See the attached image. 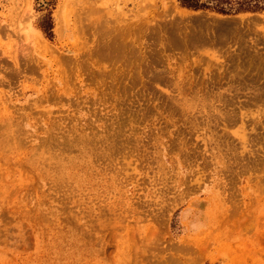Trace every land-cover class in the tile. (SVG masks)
<instances>
[{
	"label": "rangeland",
	"instance_id": "374dc122",
	"mask_svg": "<svg viewBox=\"0 0 264 264\" xmlns=\"http://www.w3.org/2000/svg\"><path fill=\"white\" fill-rule=\"evenodd\" d=\"M0 264H264V11L0 0Z\"/></svg>",
	"mask_w": 264,
	"mask_h": 264
},
{
	"label": "trees",
	"instance_id": "16d2710c",
	"mask_svg": "<svg viewBox=\"0 0 264 264\" xmlns=\"http://www.w3.org/2000/svg\"><path fill=\"white\" fill-rule=\"evenodd\" d=\"M180 6L192 10H210L220 14L264 11V0H176ZM40 27L47 37H52V20L45 16Z\"/></svg>",
	"mask_w": 264,
	"mask_h": 264
}]
</instances>
